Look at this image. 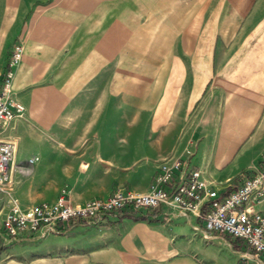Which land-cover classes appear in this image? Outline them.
Returning a JSON list of instances; mask_svg holds the SVG:
<instances>
[{"label":"crops","instance_id":"1","mask_svg":"<svg viewBox=\"0 0 264 264\" xmlns=\"http://www.w3.org/2000/svg\"><path fill=\"white\" fill-rule=\"evenodd\" d=\"M15 43L9 94L24 112L0 135L21 208L61 190L70 204L145 192L174 158L225 194L264 159V0H0V74ZM19 141L34 165L16 162ZM37 240V257L0 264H264L163 205Z\"/></svg>","mask_w":264,"mask_h":264},{"label":"built area","instance_id":"2","mask_svg":"<svg viewBox=\"0 0 264 264\" xmlns=\"http://www.w3.org/2000/svg\"><path fill=\"white\" fill-rule=\"evenodd\" d=\"M21 52V45L15 43L0 74V130L24 112L23 105L9 94L12 69ZM13 151L14 141L0 135V235L4 242L25 233L42 236L55 231V226L63 222L93 223L108 213L163 205L193 215L206 232L235 240L244 249L242 257L264 256V159L258 166L240 171L239 181L225 194L211 187L198 168L174 158L158 162L145 192L114 187L105 198L70 204L61 190L51 202L21 208L10 193L9 164ZM35 159L28 157L25 162ZM3 205L6 209L1 213Z\"/></svg>","mask_w":264,"mask_h":264},{"label":"rangeland","instance_id":"3","mask_svg":"<svg viewBox=\"0 0 264 264\" xmlns=\"http://www.w3.org/2000/svg\"><path fill=\"white\" fill-rule=\"evenodd\" d=\"M33 154H36V150L34 147L26 146L25 144H22L21 141L18 142V154L16 156V162L24 163V161H26L28 157H32ZM35 163L36 160L32 164L34 165ZM39 236L40 235L38 234L30 235L28 236V238L19 236L16 240L11 242H4L3 238L1 237L0 262L9 260V256H12L10 257V259L15 260L17 259L16 256L19 255L20 257H23L24 261L31 260L34 257H37L39 255L37 242Z\"/></svg>","mask_w":264,"mask_h":264},{"label":"trees","instance_id":"4","mask_svg":"<svg viewBox=\"0 0 264 264\" xmlns=\"http://www.w3.org/2000/svg\"><path fill=\"white\" fill-rule=\"evenodd\" d=\"M4 67H5V65H4ZM232 243H236V241L234 240Z\"/></svg>","mask_w":264,"mask_h":264}]
</instances>
